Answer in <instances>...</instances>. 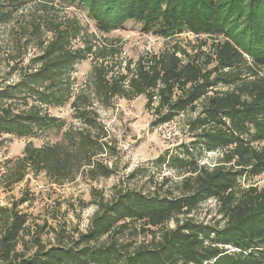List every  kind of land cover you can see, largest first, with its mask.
Returning <instances> with one entry per match:
<instances>
[{"label":"trees","instance_id":"obj_1","mask_svg":"<svg viewBox=\"0 0 264 264\" xmlns=\"http://www.w3.org/2000/svg\"><path fill=\"white\" fill-rule=\"evenodd\" d=\"M64 3L84 8L103 34L137 21L166 40L184 30L213 40L201 41L208 49L193 55L175 42L121 67L116 42L100 45ZM10 24L19 36L8 75L18 77L0 86V145L3 135L57 129L61 137L41 146L29 140L21 155L6 159L0 174L7 188L30 173L55 182L113 175L107 162L119 149L96 103L144 95L152 126L196 114L187 121L193 139L157 159L184 175L179 195L121 186L106 200L94 189L82 203L98 207L88 229L74 237L54 228V245L42 237L45 225H29L17 201L0 204V264H264V187L252 182L264 174V0H0V26ZM30 46L37 52L28 56ZM87 60L91 68L78 85L75 66ZM66 104L78 123L51 113ZM196 151L221 156L210 166ZM139 175L144 171L136 169L128 178ZM208 198L216 200L219 220L187 216Z\"/></svg>","mask_w":264,"mask_h":264},{"label":"rangeland","instance_id":"obj_2","mask_svg":"<svg viewBox=\"0 0 264 264\" xmlns=\"http://www.w3.org/2000/svg\"><path fill=\"white\" fill-rule=\"evenodd\" d=\"M63 4L64 12L75 13L81 21L88 25L90 30L98 36L99 44L106 43L111 47L116 42V47L121 49L116 59L122 61V66L129 59L137 60L139 56L146 52H160L167 45L177 42L182 45L190 54H195L200 48L207 50L208 46H202L201 41L205 39L208 43L212 38L207 35H196L184 30L176 34L169 40L159 37L153 33H145L142 24L137 21H128L123 27L103 34L95 27V23L87 16V12L80 5L67 7ZM22 11H20L21 13ZM27 13H29L27 11ZM16 25L0 26V86L17 79V75L9 76L10 54L16 51V39L19 30L12 28ZM95 40V41H96ZM37 52L35 47H29L28 56ZM90 61H83L76 64L75 76L78 85H81L90 70ZM119 68H116V71ZM122 69V68H121ZM120 69V70H121ZM123 70V69H122ZM226 89V86H220ZM147 99L144 95L128 99L116 97L110 107H104L96 103L100 118L108 129L111 138L119 149L117 156L111 157L107 163L114 167L116 172L110 177L91 178L79 175L74 181L55 182L47 176L45 172L39 174L30 173L26 178L7 188L1 183L0 174V204L11 206L13 201L19 203V208L30 214L29 225L34 228L37 224L45 225L42 230V237L47 244H57L55 229H66L70 236L76 237L77 231L85 232L97 210V205L85 203L93 198V190L102 191L106 200L112 198L119 189L117 187H127L142 190L146 193L159 191L161 195H179L180 188L176 185L184 177L178 174L169 164L158 163L161 154L169 152L178 153L187 143L193 139V133L188 130L187 121L194 116L195 112L180 114L174 120L152 126L155 119L153 110H147ZM51 113L65 119L66 123H78L73 117V110L69 104L50 108ZM61 137V132L57 129H49L33 137L19 138L15 135H3L0 145V173L6 159L21 155L24 146L29 140L35 145L41 146L46 143H54ZM197 160L214 166L221 156L219 152H195ZM136 169L144 171V175H139L134 179L128 176ZM5 171V170H4ZM169 176V181L163 182L164 177ZM258 186L264 187V174L255 176L252 180ZM5 183V181H4ZM160 184V186H158ZM160 188V189H158ZM26 200L21 202V198ZM187 216L204 223H215L220 219L218 205L214 198H208L200 203L199 207ZM184 216L181 215L180 218ZM171 227L175 222L171 221ZM140 240L144 239L141 234Z\"/></svg>","mask_w":264,"mask_h":264}]
</instances>
